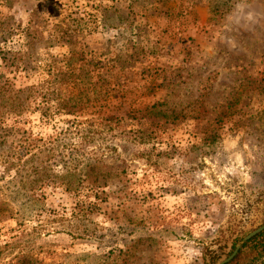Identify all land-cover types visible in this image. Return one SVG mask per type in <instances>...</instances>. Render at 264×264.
Here are the masks:
<instances>
[{
  "label": "rangeland",
  "instance_id": "obj_1",
  "mask_svg": "<svg viewBox=\"0 0 264 264\" xmlns=\"http://www.w3.org/2000/svg\"><path fill=\"white\" fill-rule=\"evenodd\" d=\"M263 225L264 0H0V264H221Z\"/></svg>",
  "mask_w": 264,
  "mask_h": 264
},
{
  "label": "trees",
  "instance_id": "obj_2",
  "mask_svg": "<svg viewBox=\"0 0 264 264\" xmlns=\"http://www.w3.org/2000/svg\"><path fill=\"white\" fill-rule=\"evenodd\" d=\"M84 147L86 148V145H84ZM83 153L85 154V152ZM81 155L85 157L83 154ZM90 161L92 162L94 160L90 158L85 159V162L87 163L82 168L85 171V178H83L82 181L84 182L88 180L92 185L98 187L106 186L108 184L109 177L112 173L110 166L106 164L107 161L98 158L96 159V161H94V164L96 163L95 167H93ZM103 170L105 171L103 172ZM258 251L260 254L264 253V232L254 237L249 242L245 243L239 251V254L236 259L230 264H238L240 261L246 260L250 256L249 254H253ZM214 263L217 264L216 260L214 261Z\"/></svg>",
  "mask_w": 264,
  "mask_h": 264
},
{
  "label": "water",
  "instance_id": "obj_3",
  "mask_svg": "<svg viewBox=\"0 0 264 264\" xmlns=\"http://www.w3.org/2000/svg\"><path fill=\"white\" fill-rule=\"evenodd\" d=\"M263 232H264V225L262 227H260L259 229H257L256 231H254L253 233H251L249 236H247L244 239V241L242 242V244L236 248L234 253L228 259L223 261L221 264H229L230 262H232L237 257V255L239 254L240 249L242 248V246L245 243L249 242L251 239H253L254 237L260 235Z\"/></svg>",
  "mask_w": 264,
  "mask_h": 264
}]
</instances>
